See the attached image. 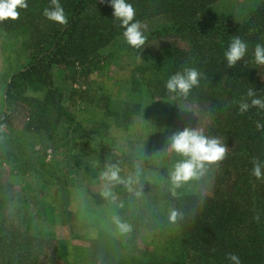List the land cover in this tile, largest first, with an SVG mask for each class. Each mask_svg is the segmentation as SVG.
<instances>
[{"label":"rangeland","instance_id":"1","mask_svg":"<svg viewBox=\"0 0 264 264\" xmlns=\"http://www.w3.org/2000/svg\"><path fill=\"white\" fill-rule=\"evenodd\" d=\"M262 5L211 0L209 10L246 21ZM141 22L146 37L165 23ZM173 40L160 36L135 49L122 37L95 52L89 67L55 69L52 84L69 117L45 130L30 127L28 102L17 100L6 112L7 86L28 52L0 28V235L8 242L15 239L25 253L35 246L41 264H164L170 253L167 232L159 231L167 229L164 205L185 193H210L218 173L209 166L179 187L171 183L170 172L187 157L165 150L168 138L185 128L205 135L210 119L198 104L160 98L138 80L136 69L149 61L143 53ZM20 91L26 99L40 95L33 87ZM109 165L122 180L133 178L131 190L116 182L106 188L101 176ZM8 256L0 264H17L13 252Z\"/></svg>","mask_w":264,"mask_h":264},{"label":"trees","instance_id":"2","mask_svg":"<svg viewBox=\"0 0 264 264\" xmlns=\"http://www.w3.org/2000/svg\"><path fill=\"white\" fill-rule=\"evenodd\" d=\"M59 2L68 17L66 26L43 16L50 0H27L26 9H17L20 16L16 21L0 22L1 30L28 52L25 66L7 86L6 112L17 100L28 102L33 129L43 125L50 130L69 117L58 89L53 87L51 72L60 67L91 66L94 56H98L95 52L122 38L125 31L113 17L108 0ZM126 2L135 9L133 22L153 17L165 21L148 35L146 43L160 36L175 37L174 42L156 48L154 53H143L149 61L136 69L139 82L160 98L198 104L210 118L205 136L219 137L229 149L225 160L217 165L210 193H185L164 205L167 229L159 227V231L167 232L170 253L163 263L229 264L226 254L234 253L239 255L241 264H264V179L251 175L252 159L264 161V129L257 130L254 123H264V110L251 108L239 114L237 105L247 98L249 88L264 96L262 66L254 63L255 45H263L264 5L250 19L234 21L223 14H212L211 0ZM234 36L245 41L248 49L244 58L230 69L226 67L224 53ZM126 46L123 49L127 51ZM184 67H195L206 78L187 96L169 93L166 81ZM22 85L33 87L39 97L22 98ZM173 212L177 213L175 221L171 219ZM257 213L259 222L253 220ZM31 247L25 253L15 239L8 242L6 235H0L1 259L13 252L17 264H41L37 248Z\"/></svg>","mask_w":264,"mask_h":264},{"label":"clouds","instance_id":"3","mask_svg":"<svg viewBox=\"0 0 264 264\" xmlns=\"http://www.w3.org/2000/svg\"><path fill=\"white\" fill-rule=\"evenodd\" d=\"M104 3L105 0H100ZM109 6L113 9V17L120 21V26L125 29L123 38L132 48L139 49L146 43L145 31L147 24L136 20L135 9L132 4L126 0H108ZM28 7L27 0H0V22L5 20L16 21L20 13L17 9H26ZM43 16L50 22H54L61 26L68 24V17L65 14L59 0H50V6L43 10ZM248 44L240 37L234 36L224 53L226 67L233 68L238 61L244 58ZM254 63L264 66V45L256 44L254 48ZM204 73L195 67H184L181 71L171 75L165 83V88L169 93L187 96L193 87L200 84L201 79H205ZM239 114L247 113L251 108L264 110V96L255 93L252 88L247 92V98L237 102ZM257 130L264 129V123L255 121ZM168 147L165 150H171L175 153L187 157V159L177 162L170 172L171 183L175 187H179L182 183L198 176H202L207 172L209 166L218 165L224 161L229 149L222 143L219 137H207L202 132L185 128L183 131L174 132L167 141ZM164 151V150H163ZM251 175L256 179H264V161L253 158L251 161ZM101 178L108 184L113 182L123 183L129 186L134 182L132 177L127 181L122 180L119 175V169L115 165L107 166L102 173ZM105 196L111 195L110 191L104 192ZM177 213L173 212L171 219L175 221ZM253 220L260 221V215L257 213ZM117 227L121 231H127L128 226L115 219ZM226 259L229 264H241L239 255L227 253Z\"/></svg>","mask_w":264,"mask_h":264}]
</instances>
